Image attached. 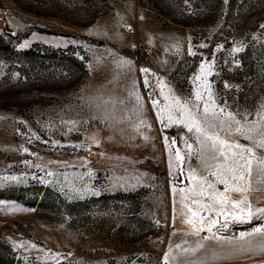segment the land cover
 <instances>
[{
	"label": "rangeland",
	"instance_id": "rangeland-1",
	"mask_svg": "<svg viewBox=\"0 0 264 264\" xmlns=\"http://www.w3.org/2000/svg\"><path fill=\"white\" fill-rule=\"evenodd\" d=\"M222 1L0 0V264H264V212L181 215L240 149L177 99L264 157V0ZM241 186L264 209L255 158Z\"/></svg>",
	"mask_w": 264,
	"mask_h": 264
},
{
	"label": "snow or ice",
	"instance_id": "snow-or-ice-1",
	"mask_svg": "<svg viewBox=\"0 0 264 264\" xmlns=\"http://www.w3.org/2000/svg\"><path fill=\"white\" fill-rule=\"evenodd\" d=\"M144 71H147V69H144ZM199 94H197V99H199ZM155 103V102H154ZM176 105L183 109L182 115L186 116L187 123L185 126L188 128L189 131L195 130L197 133H200L205 136V138L209 141L213 142V147H215V144L218 142L221 145H227L229 149L236 148L240 149L239 153L232 152L231 156L226 155L223 151L219 153L220 156H223L225 163L220 164L217 166V170L213 173H210V175L214 176L216 179V182L219 184L224 185V192H218L216 190V185L213 183L208 182L207 177H197L195 170L192 171V174L190 176V179L197 180L200 185V190L197 193L195 189H188L187 191H191L194 193V198L191 200V204L185 203L183 205V208L187 211H182L181 215L184 216L185 223L190 225L194 231L193 235H199L200 231L203 230V225L205 222H207V230L209 232L212 231V227L217 224L216 219H207L205 216H203L201 213L203 211L216 212L217 215H220L222 213H226V209H230L231 212L234 214L232 216L233 220L236 222H250L252 216L264 212V209L256 208L253 209L250 201L248 200L247 196H243L239 200H232V198L229 195H226V193L229 192H235L243 194L248 189L247 187L241 186V182L244 183V185H248L250 178H251V172H252V163L253 159L255 158L257 163L264 165V157H256L254 151L250 147H245L240 144H228L227 141H223L219 139L218 135L210 134L207 129L201 126V121L196 118V116L191 112L190 109H187L185 105H182L181 102L177 99L175 101ZM204 121L207 122V114H208V108L205 106L204 109ZM169 120H172V117L169 116ZM181 123H184V120L179 121ZM214 126V125H213ZM238 132H241V134H244L241 128L237 129ZM250 131V130H249ZM246 139L251 140L252 136L247 135L245 136ZM258 146L261 148H264V137L258 142ZM191 148V145L188 146ZM177 156H179V152H177ZM208 190H211L209 192ZM181 191H186L185 189H181ZM199 198H196V197ZM207 197V199L210 201L209 203L203 202V198ZM193 205L196 207L193 208ZM217 205H219V211H217ZM238 213V215L236 214ZM200 225V227H197V225ZM226 226V225H222ZM253 233H260L264 232V225L260 227H256L252 230ZM252 233H240L239 238L243 239L246 235H251ZM216 234L213 233V236ZM217 239H235V237L229 238V237H216ZM202 239H208V237H202ZM180 245H177V248H180ZM203 247V245L198 244L197 248ZM197 249H191L192 252H195ZM183 251L188 252L189 249H183ZM165 260L167 261V255L165 257Z\"/></svg>",
	"mask_w": 264,
	"mask_h": 264
},
{
	"label": "trees",
	"instance_id": "trees-1",
	"mask_svg": "<svg viewBox=\"0 0 264 264\" xmlns=\"http://www.w3.org/2000/svg\"><path fill=\"white\" fill-rule=\"evenodd\" d=\"M218 1L220 2L221 5L223 4V1L222 0H218ZM234 4H235V0H232L230 5L233 6ZM36 46L37 45L33 46V48H31L29 50L24 51L22 54L23 55H29V54H31ZM15 50H16V48H15ZM13 51H14V49H13ZM82 68H83V71H84L85 76H87V74H88V68L86 66H83ZM81 82H83V81H81Z\"/></svg>",
	"mask_w": 264,
	"mask_h": 264
}]
</instances>
